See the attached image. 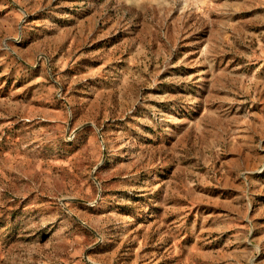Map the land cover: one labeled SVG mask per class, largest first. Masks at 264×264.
<instances>
[{
  "label": "rangeland",
  "instance_id": "374dc122",
  "mask_svg": "<svg viewBox=\"0 0 264 264\" xmlns=\"http://www.w3.org/2000/svg\"><path fill=\"white\" fill-rule=\"evenodd\" d=\"M0 264H264V0H0Z\"/></svg>",
  "mask_w": 264,
  "mask_h": 264
},
{
  "label": "bare ground",
  "instance_id": "6f19581e",
  "mask_svg": "<svg viewBox=\"0 0 264 264\" xmlns=\"http://www.w3.org/2000/svg\"><path fill=\"white\" fill-rule=\"evenodd\" d=\"M186 201V200H185ZM176 204V203H175ZM177 205V204H176ZM181 211V210H180Z\"/></svg>",
  "mask_w": 264,
  "mask_h": 264
}]
</instances>
